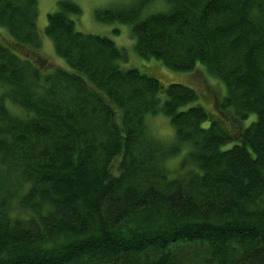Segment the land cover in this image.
I'll list each match as a JSON object with an SVG mask.
<instances>
[{
    "label": "trees",
    "instance_id": "obj_1",
    "mask_svg": "<svg viewBox=\"0 0 264 264\" xmlns=\"http://www.w3.org/2000/svg\"><path fill=\"white\" fill-rule=\"evenodd\" d=\"M144 3L96 17L130 23L137 55L211 75L212 108L123 66L72 0L44 30L69 67L49 66L38 0H0V264H264V0H168L142 18Z\"/></svg>",
    "mask_w": 264,
    "mask_h": 264
},
{
    "label": "rangeland",
    "instance_id": "obj_2",
    "mask_svg": "<svg viewBox=\"0 0 264 264\" xmlns=\"http://www.w3.org/2000/svg\"><path fill=\"white\" fill-rule=\"evenodd\" d=\"M60 0H38V17H37V29L42 36L41 46L39 54L47 59L49 66H64L67 67L66 61L57 56L52 40L44 33V30L48 23V14L56 10L57 4ZM76 2L80 8L81 13L78 17L74 16L75 26L79 31L102 35L111 38L119 46L124 47L129 52V59L126 62H122L125 67L135 66L148 74L154 75L165 85H168L171 81H179L187 83L188 85L197 88L198 91L208 96L207 105L212 108L215 100L221 98L224 94L221 83L212 78L211 75L206 74L203 69L191 72H182L169 69L158 60L154 58H143L134 51V39L132 37V25L130 23L115 21V22H102L97 19L96 11L99 9H105L107 7L117 6H131L135 3L144 1V8L141 11V17L144 18L152 13L168 12L169 5L168 0H72ZM72 17V15H71ZM1 27V26H0ZM6 33L2 32L1 37H5ZM67 64V65H66ZM164 67L163 69L158 67ZM154 68H157L153 71ZM156 73V74H155ZM159 75V76H158ZM171 80V81H169ZM169 81V82H168ZM161 96H165L162 94ZM149 132L161 139V142H169L173 138V128L170 125L169 119L164 115L149 116L146 119ZM148 132V133H149ZM187 147L183 148V152L186 153ZM169 168H177V158L173 157L169 161Z\"/></svg>",
    "mask_w": 264,
    "mask_h": 264
}]
</instances>
